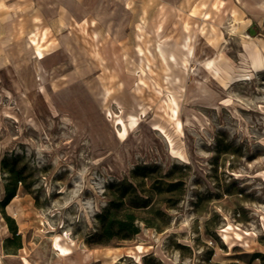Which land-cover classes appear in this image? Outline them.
Wrapping results in <instances>:
<instances>
[{
    "label": "rangeland",
    "instance_id": "obj_1",
    "mask_svg": "<svg viewBox=\"0 0 264 264\" xmlns=\"http://www.w3.org/2000/svg\"><path fill=\"white\" fill-rule=\"evenodd\" d=\"M31 3L0 0V264H264V19ZM144 164L150 205H121ZM113 200L140 231L98 242Z\"/></svg>",
    "mask_w": 264,
    "mask_h": 264
},
{
    "label": "trees",
    "instance_id": "obj_2",
    "mask_svg": "<svg viewBox=\"0 0 264 264\" xmlns=\"http://www.w3.org/2000/svg\"><path fill=\"white\" fill-rule=\"evenodd\" d=\"M151 168V166H147L145 164L138 165L134 170V174L132 175L133 181L128 182L124 180L121 182L120 186L123 187L119 197L121 205L128 204L132 208L147 207L150 205L151 196L142 192L140 187H142V183H145L146 179L150 176L145 171ZM140 170L145 171L137 175L136 172ZM13 183V188H9L4 204H8L17 193L19 183L18 178ZM116 204L117 201H111V206L106 207L98 215L99 220L103 224L97 235L99 238L98 240H100L98 242L105 240L103 242L107 243L114 237L119 239H128L140 231V228L136 223L137 217L134 215V213L128 216L117 215L115 218L111 217L112 207L116 206ZM14 232L17 233L18 230L15 229ZM262 256L264 255L262 254Z\"/></svg>",
    "mask_w": 264,
    "mask_h": 264
},
{
    "label": "crops",
    "instance_id": "obj_3",
    "mask_svg": "<svg viewBox=\"0 0 264 264\" xmlns=\"http://www.w3.org/2000/svg\"><path fill=\"white\" fill-rule=\"evenodd\" d=\"M23 2L31 1L30 6L39 8L42 15H45L46 9L57 10L67 6L71 2L72 7H79L81 0H21ZM237 6L248 15L256 20L264 19V0H245L246 4H242L239 0H234ZM126 4V3H125Z\"/></svg>",
    "mask_w": 264,
    "mask_h": 264
},
{
    "label": "bare ground",
    "instance_id": "obj_4",
    "mask_svg": "<svg viewBox=\"0 0 264 264\" xmlns=\"http://www.w3.org/2000/svg\"><path fill=\"white\" fill-rule=\"evenodd\" d=\"M239 1H241L242 4H246V1H245V0H239ZM127 3H128V2H127ZM128 4H129V3H128ZM235 21L240 23V22H242L243 20H242V19H240V20L235 19ZM237 27H238V26H237L236 24H234L232 30L236 29ZM252 31H253V32L247 34V37H249V36L255 34V29H252ZM245 36H246V35H245ZM244 68H245V67H244ZM246 68H247V67H246ZM246 71H247V70H246ZM55 246H56V248L60 251V255H61V256H65V254H66V249H65L60 243H58V242H55Z\"/></svg>",
    "mask_w": 264,
    "mask_h": 264
}]
</instances>
